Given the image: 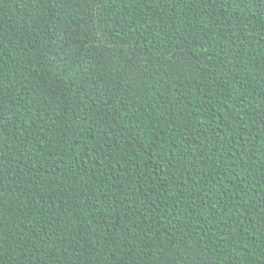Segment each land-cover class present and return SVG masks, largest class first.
I'll return each mask as SVG.
<instances>
[{"label":"trees","instance_id":"1","mask_svg":"<svg viewBox=\"0 0 264 264\" xmlns=\"http://www.w3.org/2000/svg\"><path fill=\"white\" fill-rule=\"evenodd\" d=\"M0 264H264V0H0Z\"/></svg>","mask_w":264,"mask_h":264}]
</instances>
